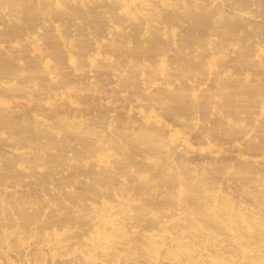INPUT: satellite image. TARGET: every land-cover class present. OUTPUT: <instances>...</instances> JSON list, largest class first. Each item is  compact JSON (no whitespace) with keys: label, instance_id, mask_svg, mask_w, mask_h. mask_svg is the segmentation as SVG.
Here are the masks:
<instances>
[{"label":"bare ground","instance_id":"bare-ground-1","mask_svg":"<svg viewBox=\"0 0 264 264\" xmlns=\"http://www.w3.org/2000/svg\"><path fill=\"white\" fill-rule=\"evenodd\" d=\"M0 264H264V0H0Z\"/></svg>","mask_w":264,"mask_h":264}]
</instances>
